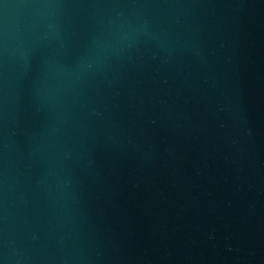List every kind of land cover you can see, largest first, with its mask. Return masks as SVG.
I'll use <instances>...</instances> for the list:
<instances>
[{"label": "water", "instance_id": "1", "mask_svg": "<svg viewBox=\"0 0 264 264\" xmlns=\"http://www.w3.org/2000/svg\"><path fill=\"white\" fill-rule=\"evenodd\" d=\"M0 264H264V0H0Z\"/></svg>", "mask_w": 264, "mask_h": 264}]
</instances>
